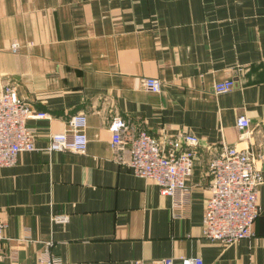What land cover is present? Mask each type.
Returning <instances> with one entry per match:
<instances>
[{
	"label": "crops",
	"instance_id": "crops-1",
	"mask_svg": "<svg viewBox=\"0 0 264 264\" xmlns=\"http://www.w3.org/2000/svg\"><path fill=\"white\" fill-rule=\"evenodd\" d=\"M7 79L52 118L28 119L35 149L0 167V264H264V181L252 237L222 244L202 230L207 144L251 151L264 179V0H0V85ZM224 80L231 88L215 93ZM76 112L86 113V151H47L49 132ZM113 112L132 131L199 138L188 203L114 160Z\"/></svg>",
	"mask_w": 264,
	"mask_h": 264
},
{
	"label": "built area",
	"instance_id": "built-area-1",
	"mask_svg": "<svg viewBox=\"0 0 264 264\" xmlns=\"http://www.w3.org/2000/svg\"><path fill=\"white\" fill-rule=\"evenodd\" d=\"M18 48L19 44L14 41L11 51H18ZM143 84L147 91H160L161 83L157 77H144ZM232 84V80L218 81L213 89L215 93H223ZM30 118L51 119L52 115L36 110L18 96L14 81L5 80L0 85V167L15 164L19 153L35 149L34 134L26 124ZM86 125V113L69 115L61 131L49 132L46 150L84 153L88 142ZM107 126L117 163L129 166L135 175L154 182L162 194L172 197L175 206L188 203L190 188L187 180L199 154L200 143L196 135L181 131L175 135L163 132L154 136L145 129L132 131L117 112L110 114ZM236 126L241 136L251 132L250 121L245 115L237 117ZM221 143L219 151H215L213 145H206L210 153L207 173L211 175V181L203 205L202 230L204 237L230 244L255 234L254 221L261 211L258 187L264 179L251 151ZM52 220L60 223L66 216L54 215ZM5 226L0 218V239ZM52 263L54 260L46 261V264ZM163 264L174 262L165 260ZM178 264H203V261L198 256H183Z\"/></svg>",
	"mask_w": 264,
	"mask_h": 264
},
{
	"label": "rangeland",
	"instance_id": "rangeland-1",
	"mask_svg": "<svg viewBox=\"0 0 264 264\" xmlns=\"http://www.w3.org/2000/svg\"><path fill=\"white\" fill-rule=\"evenodd\" d=\"M12 43H13V42H12ZM12 43H11V44H12ZM11 44H10V47H11ZM15 52H16V51H15Z\"/></svg>",
	"mask_w": 264,
	"mask_h": 264
}]
</instances>
